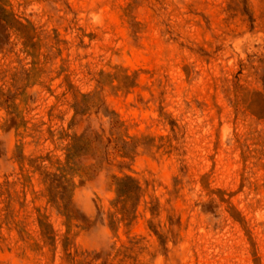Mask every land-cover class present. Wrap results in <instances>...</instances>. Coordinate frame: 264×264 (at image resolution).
Masks as SVG:
<instances>
[{"label":"rangeland","instance_id":"obj_1","mask_svg":"<svg viewBox=\"0 0 264 264\" xmlns=\"http://www.w3.org/2000/svg\"><path fill=\"white\" fill-rule=\"evenodd\" d=\"M0 7V264H264V0ZM114 119L136 155L81 158L96 172L76 178L68 220L37 158L64 160L71 137L109 136ZM114 174L148 188L118 234L101 213Z\"/></svg>","mask_w":264,"mask_h":264},{"label":"trees","instance_id":"obj_2","mask_svg":"<svg viewBox=\"0 0 264 264\" xmlns=\"http://www.w3.org/2000/svg\"><path fill=\"white\" fill-rule=\"evenodd\" d=\"M0 20L8 21L5 8L0 7ZM90 95H84V101H76L74 109L79 114H84L87 108L85 99ZM261 110L264 112V100ZM264 118V116H261ZM122 121L114 119L112 123L113 132L109 136L94 133H83L82 135H74L71 137L70 143L66 147V157L64 160L58 159L53 161L50 155L38 157L40 167H44L45 163L50 162V169L44 170V183L47 184V193L49 203L59 205L62 203L63 215L70 220L69 206L71 198L76 187L77 177L93 176L95 165H84L80 159L90 157L99 164L108 163L112 160V155L123 159L124 163L128 159H133L136 155V144L130 136H125L122 133ZM113 150V153L111 152ZM48 167V166H46ZM101 167V166H100ZM111 187L114 192V197L110 201L108 211L102 209L101 213L109 226V228L118 234L122 226L132 228L140 217V208L143 202H146L148 188L143 184L141 179L133 174H114L111 177ZM158 203H154L150 208L152 215L157 213ZM40 227L43 237L48 241L56 243L57 237L54 234L52 226L46 221V218L40 219ZM150 230L157 236L160 246L167 245L166 236L159 231L153 222L149 221ZM68 240V238H67ZM68 244L66 248L68 249ZM132 258V257H131ZM133 259V258H132ZM137 261L136 259H134ZM125 264V263H120Z\"/></svg>","mask_w":264,"mask_h":264}]
</instances>
